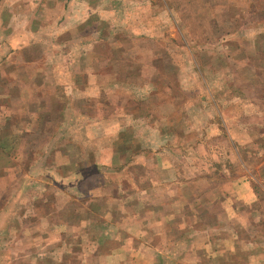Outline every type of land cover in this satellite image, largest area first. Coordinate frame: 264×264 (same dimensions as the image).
<instances>
[{
  "label": "rangeland",
  "instance_id": "1",
  "mask_svg": "<svg viewBox=\"0 0 264 264\" xmlns=\"http://www.w3.org/2000/svg\"><path fill=\"white\" fill-rule=\"evenodd\" d=\"M8 36L0 264H264V0H0Z\"/></svg>",
  "mask_w": 264,
  "mask_h": 264
},
{
  "label": "crops",
  "instance_id": "2",
  "mask_svg": "<svg viewBox=\"0 0 264 264\" xmlns=\"http://www.w3.org/2000/svg\"><path fill=\"white\" fill-rule=\"evenodd\" d=\"M13 33H16V37L19 38V35H20L19 30L15 31V32L13 31L11 34H13ZM17 34H19V35L17 36ZM9 36H8V38H6V39H8L9 42L7 40H0V50L1 51L13 48L14 43L10 41ZM3 94H4V92H0V96ZM6 94L10 95V93H8L7 91L5 92V95ZM6 107H7V109L5 110ZM15 110L16 109L14 107L13 102L10 103L8 101L5 104L2 103L0 105V117L3 116V113H5L11 119L13 117V114H15V112H14ZM8 128H5V131H2L0 128V162L2 161L4 156H10V154H13L11 152L16 150V149L13 147L11 148V146H14V145H17L18 143H20L22 138L24 137L23 135L20 137V133L18 132L19 128L15 127L14 124L11 123V125ZM12 135H14V136H12ZM4 170H5V168L0 166V177H2V176L12 177V176L16 175V173L14 172V169L12 171H10V169H9V172H7L6 174L4 173ZM224 186H223V192H222L223 198L221 201L222 205L225 203L227 204L226 209L229 212L230 218H232V217L239 218L243 222V224H245L244 222H248L250 220V218L245 217V220H243L244 216L241 214V212H239V210L237 209L235 204H238V203L251 204L255 201L256 194H255V190H254L255 189L254 185L251 181V177L247 176V177H243L241 179L238 178V179L233 180L229 184H225ZM249 216H250V214H249ZM234 252H235L234 248H231L228 250V253H234ZM247 264H259V261L258 260H251L250 263H247Z\"/></svg>",
  "mask_w": 264,
  "mask_h": 264
}]
</instances>
